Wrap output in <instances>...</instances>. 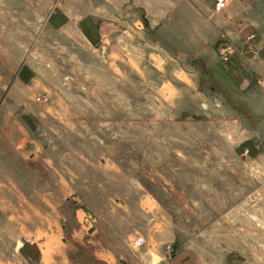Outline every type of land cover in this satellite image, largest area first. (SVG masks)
<instances>
[{"label":"rangeland","instance_id":"374dc122","mask_svg":"<svg viewBox=\"0 0 264 264\" xmlns=\"http://www.w3.org/2000/svg\"><path fill=\"white\" fill-rule=\"evenodd\" d=\"M0 74V246L264 264V0H0Z\"/></svg>","mask_w":264,"mask_h":264},{"label":"crops","instance_id":"0c3cea01","mask_svg":"<svg viewBox=\"0 0 264 264\" xmlns=\"http://www.w3.org/2000/svg\"><path fill=\"white\" fill-rule=\"evenodd\" d=\"M28 64V63H27ZM30 64L18 68L17 71L13 74L12 81L10 82L13 85L15 83H20L27 85L29 87L30 82L35 77V69H31ZM34 70V71H33ZM0 78H4V74H0ZM26 93L23 91L24 95H27V99L32 97L33 92L30 93L29 89H26ZM8 95V94H7ZM6 98V97H5ZM6 100L0 98V110L6 109L8 107H14L13 103H5ZM28 104V103H27ZM19 109V106L17 107ZM16 118V122H18ZM24 232L20 234H13L12 238L16 239L15 244L10 245H1L0 246V264H16L15 261H12L7 257L9 253L8 248H14V252L19 260L18 264H67L69 261V249L67 244L64 242V233L61 226L53 225L49 222L48 226H36L33 223L29 226L27 223H23L21 226ZM20 228V227H18ZM27 231L30 232V235H26ZM37 232H42L39 239L36 238ZM4 239V237H1ZM12 245V246H11ZM177 254H175L172 259L159 261L152 264H193L190 259H185L182 261H177ZM93 264H126L121 257H118L117 254L110 248H103L102 251H99L98 257L93 261Z\"/></svg>","mask_w":264,"mask_h":264},{"label":"built area","instance_id":"2783aa9c","mask_svg":"<svg viewBox=\"0 0 264 264\" xmlns=\"http://www.w3.org/2000/svg\"><path fill=\"white\" fill-rule=\"evenodd\" d=\"M231 0H216V9L217 10H222L224 9L225 7H227V5L230 3ZM233 53V46L229 45L227 47H225V49L222 51V56L225 58V59H229L231 54ZM48 95H37L35 97V100L36 101H41V102H44L46 100H48ZM146 241V238L144 235L140 234L136 237L135 241H134V244L136 246H141L142 244H144ZM172 248H171V245L168 246V251L171 252Z\"/></svg>","mask_w":264,"mask_h":264}]
</instances>
